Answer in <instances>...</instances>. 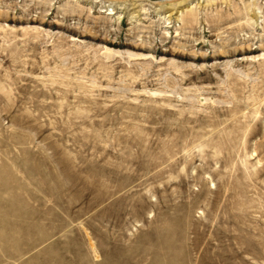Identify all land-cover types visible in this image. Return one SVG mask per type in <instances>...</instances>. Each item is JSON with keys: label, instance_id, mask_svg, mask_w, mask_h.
<instances>
[{"label": "rangeland", "instance_id": "374dc122", "mask_svg": "<svg viewBox=\"0 0 264 264\" xmlns=\"http://www.w3.org/2000/svg\"><path fill=\"white\" fill-rule=\"evenodd\" d=\"M0 264H264V0H0Z\"/></svg>", "mask_w": 264, "mask_h": 264}, {"label": "water", "instance_id": "95a60500", "mask_svg": "<svg viewBox=\"0 0 264 264\" xmlns=\"http://www.w3.org/2000/svg\"><path fill=\"white\" fill-rule=\"evenodd\" d=\"M150 1H152V2H160V1H166V0H150Z\"/></svg>", "mask_w": 264, "mask_h": 264}, {"label": "bare ground", "instance_id": "6f19581e", "mask_svg": "<svg viewBox=\"0 0 264 264\" xmlns=\"http://www.w3.org/2000/svg\"><path fill=\"white\" fill-rule=\"evenodd\" d=\"M153 3H159V2H153ZM170 17H172V15H169V17H165L164 19H168L169 20Z\"/></svg>", "mask_w": 264, "mask_h": 264}]
</instances>
